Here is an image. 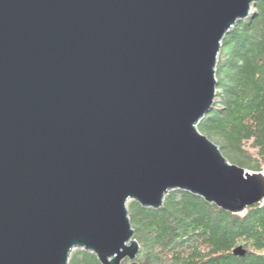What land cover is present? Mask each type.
I'll return each instance as SVG.
<instances>
[{"label":"water","instance_id":"1","mask_svg":"<svg viewBox=\"0 0 264 264\" xmlns=\"http://www.w3.org/2000/svg\"><path fill=\"white\" fill-rule=\"evenodd\" d=\"M254 1L0 0V264H139L131 202H264L199 130Z\"/></svg>","mask_w":264,"mask_h":264},{"label":"trees","instance_id":"2","mask_svg":"<svg viewBox=\"0 0 264 264\" xmlns=\"http://www.w3.org/2000/svg\"><path fill=\"white\" fill-rule=\"evenodd\" d=\"M215 106L199 130L235 165L264 171V0L226 37ZM139 264H264V202L232 214L188 192L174 191L157 211L129 204ZM243 246L244 257L234 254ZM70 264H101L76 250Z\"/></svg>","mask_w":264,"mask_h":264},{"label":"rangeland","instance_id":"3","mask_svg":"<svg viewBox=\"0 0 264 264\" xmlns=\"http://www.w3.org/2000/svg\"><path fill=\"white\" fill-rule=\"evenodd\" d=\"M123 264H130L129 260L123 262Z\"/></svg>","mask_w":264,"mask_h":264},{"label":"built area","instance_id":"4","mask_svg":"<svg viewBox=\"0 0 264 264\" xmlns=\"http://www.w3.org/2000/svg\"><path fill=\"white\" fill-rule=\"evenodd\" d=\"M263 173H264V171H263Z\"/></svg>","mask_w":264,"mask_h":264}]
</instances>
